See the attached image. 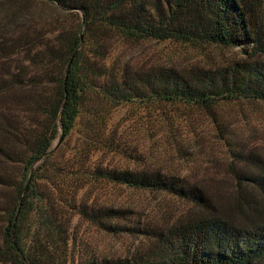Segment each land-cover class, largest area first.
I'll return each mask as SVG.
<instances>
[{
    "label": "trees",
    "instance_id": "obj_1",
    "mask_svg": "<svg viewBox=\"0 0 264 264\" xmlns=\"http://www.w3.org/2000/svg\"><path fill=\"white\" fill-rule=\"evenodd\" d=\"M37 1L79 16L86 32L112 30L137 41L240 49L244 58L215 68L102 69L88 61L104 58L103 42L90 59L78 30L49 37L37 29L30 33L31 27L17 32L0 26V158L22 166L18 179L0 173V187L11 190L9 202L0 203V264H262V218L251 227L217 214L166 229L126 225L112 222L128 220L130 210L76 200L77 195L62 190L63 181L55 195L46 188L63 176V169L52 163L53 142L60 129L64 136L71 133L89 94L114 104L157 100L204 109L239 99L264 103V0ZM83 176L89 183L109 182L210 208L202 187L159 170L94 166ZM239 179L264 197V171ZM74 216L115 234L143 236L151 246L130 257L80 256L71 228Z\"/></svg>",
    "mask_w": 264,
    "mask_h": 264
},
{
    "label": "rangeland",
    "instance_id": "obj_2",
    "mask_svg": "<svg viewBox=\"0 0 264 264\" xmlns=\"http://www.w3.org/2000/svg\"><path fill=\"white\" fill-rule=\"evenodd\" d=\"M0 26L17 32L31 27L30 33L37 29L42 34L49 33V37L60 30H78L83 35L81 46L90 59L94 48L103 42L104 58L88 61L102 69L113 65L133 72L168 66L182 70L215 68L244 58L240 49L137 41L112 30L101 34L93 29L86 32L79 16L37 0H0ZM21 61L26 64L27 57ZM105 141L114 146L105 147ZM52 149H55L52 163L63 169V176L56 183H49L46 190L55 195L58 185L64 182L62 190L77 195L76 200L132 212L126 215L128 220L120 218L112 223H148L150 227L166 229L181 220L210 214L224 216L244 227L264 220L262 193L239 179L242 175L264 171L263 102L222 101L211 109H204L157 100L114 104L89 94L71 133L64 136L60 129ZM94 166L155 169L178 175L202 187L209 196L210 208L196 207L167 194L137 191L109 182L89 183L83 172ZM21 169V165L0 158V173L18 179ZM10 194L9 187H0V203L9 202ZM71 228L80 256L130 257L142 254L151 246V241L143 236L115 234L78 216L73 217Z\"/></svg>",
    "mask_w": 264,
    "mask_h": 264
}]
</instances>
